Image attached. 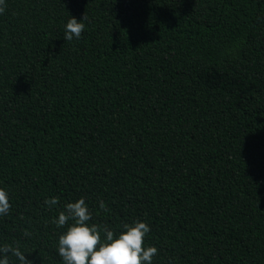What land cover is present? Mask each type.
I'll return each instance as SVG.
<instances>
[{
  "label": "trees",
  "instance_id": "1",
  "mask_svg": "<svg viewBox=\"0 0 264 264\" xmlns=\"http://www.w3.org/2000/svg\"><path fill=\"white\" fill-rule=\"evenodd\" d=\"M0 187V247L33 264H64L81 197L146 222L152 264H264V0H6Z\"/></svg>",
  "mask_w": 264,
  "mask_h": 264
},
{
  "label": "clouds",
  "instance_id": "2",
  "mask_svg": "<svg viewBox=\"0 0 264 264\" xmlns=\"http://www.w3.org/2000/svg\"><path fill=\"white\" fill-rule=\"evenodd\" d=\"M5 10L6 0H0V14ZM85 19L84 16L81 19L70 16L64 25L63 39H79L85 29ZM57 202L56 197L44 201L49 207ZM99 206L103 208L104 202L100 201ZM10 207L9 193L0 187V217L6 216ZM91 218L92 212L83 197L65 204L63 211L54 218L58 227L67 224L66 231L58 237L57 245V253L64 264H152L158 249L143 246L144 238L150 232L146 222L135 220L131 224L125 223L117 234L107 226L90 223ZM10 255L15 257V264H33L18 248L7 245L0 247V264H10Z\"/></svg>",
  "mask_w": 264,
  "mask_h": 264
}]
</instances>
